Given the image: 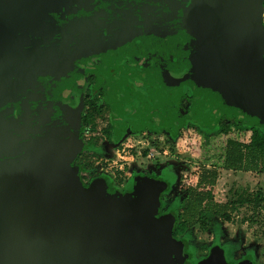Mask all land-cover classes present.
Instances as JSON below:
<instances>
[{"label":"water","instance_id":"obj_1","mask_svg":"<svg viewBox=\"0 0 264 264\" xmlns=\"http://www.w3.org/2000/svg\"><path fill=\"white\" fill-rule=\"evenodd\" d=\"M263 4L0 0V264H172L149 188L110 211L70 167L85 72L117 131L180 125L187 76L193 117L264 121Z\"/></svg>","mask_w":264,"mask_h":264},{"label":"rangeland","instance_id":"obj_2","mask_svg":"<svg viewBox=\"0 0 264 264\" xmlns=\"http://www.w3.org/2000/svg\"><path fill=\"white\" fill-rule=\"evenodd\" d=\"M89 75L95 76L92 72H85L79 125L85 110L84 102L92 99L98 89L97 83L88 85ZM186 79L178 104L180 125L156 128L150 122L142 126L125 122L120 131L115 130L111 143H102L96 162L99 167L102 165L105 177L97 181L103 188L110 211H114L120 201L134 198L143 189L149 188L157 203L156 220H168L174 229L175 211L185 196V192L180 190L181 185L195 188L203 173H217L214 200L222 205L240 201L260 188L264 191V176L224 169L219 164L222 149L204 142L206 138L217 134L220 123L255 126L264 132V121L258 119L247 122L235 112H227L214 120L193 117V81L188 76ZM110 118L106 115L102 121L97 120L94 124L97 130L93 132L83 131L81 125L73 134L81 142L82 153L88 148L85 142L89 135L94 133L96 139L97 133ZM189 132L197 138L196 148L194 151H181L177 147V140ZM74 163L75 159L70 166ZM172 239L176 244V252L171 256L172 264H206L210 260H217L221 264H264V213L239 202L234 211L229 213L227 221L214 217L206 231H201L195 225L181 239Z\"/></svg>","mask_w":264,"mask_h":264},{"label":"trees","instance_id":"obj_3","mask_svg":"<svg viewBox=\"0 0 264 264\" xmlns=\"http://www.w3.org/2000/svg\"><path fill=\"white\" fill-rule=\"evenodd\" d=\"M95 77H88V84L91 86L95 82ZM97 100L86 101L85 104L92 106L91 103ZM92 113L84 116L86 127L93 130V118L101 111L93 106ZM111 130V125L109 127ZM109 133H106V135ZM205 144L215 148H221L220 165L224 169L234 172L254 173L264 176V132L255 126L231 124L228 122L218 125L217 134L205 139ZM177 147L181 151L195 150L197 138L191 133H184L177 140ZM218 179L216 172L203 173V177L197 186L187 188L181 185L180 190L185 192L184 198L175 211V227L171 236L181 239L184 235L197 225L201 231H206L212 218L220 217L225 221L229 219V213L234 211L237 203H245L252 206L254 210L264 213V191L260 188L253 194H247L240 201H231L224 205L214 200L215 185ZM230 209V211H227ZM207 249V247H203Z\"/></svg>","mask_w":264,"mask_h":264},{"label":"flooded vegetation","instance_id":"obj_4","mask_svg":"<svg viewBox=\"0 0 264 264\" xmlns=\"http://www.w3.org/2000/svg\"><path fill=\"white\" fill-rule=\"evenodd\" d=\"M263 9H264V4H263ZM89 76L95 77L94 75H89ZM88 77H87V82H88ZM96 83H97V79H95L93 85ZM102 86L103 85H98V89L96 92L97 96L95 95L94 97H92V99L87 100V101H92L95 99L97 100L96 102L94 101L93 103H91L92 106L85 104L86 101L84 102L85 110L81 116V123L79 125V127L82 125L83 131L87 130L93 132L94 130H97V127L95 126L93 127V130H91V127H86L84 122V116L87 113H92L91 109L93 106H96L101 111L100 114L98 113L94 116L92 121L94 124L95 122L97 123V120L102 121V119H104V116L106 115L111 117L109 106L106 104L104 100V89L102 88ZM110 125H111V130H109ZM99 131L100 132L97 133L98 137H96V139L94 137L95 135L94 133L89 135V139H87L85 142L86 145L88 144L87 145L88 148L83 153L81 152L82 150L81 149L77 154V156L74 158L75 159L74 165L70 166V167H75L77 169V178L83 188H87L92 184L98 183L97 180L100 177H105L104 174H102V170H103L102 165L100 164L99 167V163H97L96 160L99 157L98 151L102 146V143L105 142L111 143L113 140V133L115 132V126L112 122V117L110 118V121L106 122V125L103 128H101ZM106 133H109V135L108 134L106 135ZM76 139L79 142L78 137ZM79 144H81V142H79Z\"/></svg>","mask_w":264,"mask_h":264}]
</instances>
